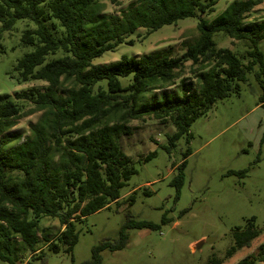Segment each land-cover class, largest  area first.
Returning <instances> with one entry per match:
<instances>
[{
    "label": "trees",
    "instance_id": "trees-1",
    "mask_svg": "<svg viewBox=\"0 0 264 264\" xmlns=\"http://www.w3.org/2000/svg\"><path fill=\"white\" fill-rule=\"evenodd\" d=\"M219 0H135L119 15L102 13L97 0H0V22L9 29L14 21L34 22L21 41L35 49L16 65L20 82L40 80L42 89L29 88L13 98L0 95V260L24 264L43 255L46 244L60 240L70 251L77 241V222L115 202L120 205V189L134 170L120 147L124 123L149 117L159 124L168 120L176 132L169 137L172 147L198 115L232 93L246 75H254L263 86L264 57L257 44L264 38V24L246 21L263 0L230 3L217 17L203 16L215 11ZM197 17L198 38L180 56L139 58L122 56L118 61L94 65L105 52L114 50L138 30L149 35L163 26ZM48 22L50 24L48 25ZM223 33L233 41H247L249 49L236 55L217 48L213 37ZM133 43L129 42V45ZM190 62L200 86L181 96L162 95L142 110L140 97L148 90L174 84L175 73ZM121 79H126L124 83ZM71 82L72 87L63 89ZM264 102V101H262ZM42 113L30 125L32 135L22 142L17 136L1 137L22 117ZM152 154H148V160ZM183 161L176 168L170 185L179 192L183 180ZM245 170L237 172L243 176ZM233 174V172H230ZM133 193L124 202H133ZM186 210H183L185 212ZM40 217L58 220L62 228L41 242L36 222ZM169 220L163 216L160 225ZM149 221H134L129 215L113 242L103 240L91 249L81 264H102L105 251L115 252L127 245L129 230L160 228ZM261 231L250 218L243 229H235L233 241L221 258L206 264H223L238 250L249 247ZM42 244V247H39ZM264 264V245L258 255L237 264Z\"/></svg>",
    "mask_w": 264,
    "mask_h": 264
},
{
    "label": "rangeland",
    "instance_id": "rangeland-1",
    "mask_svg": "<svg viewBox=\"0 0 264 264\" xmlns=\"http://www.w3.org/2000/svg\"><path fill=\"white\" fill-rule=\"evenodd\" d=\"M51 1L46 0L41 7L46 8ZM133 1L97 0L102 13L117 16L120 9ZM234 1L243 0H219L215 11L203 17L212 20ZM256 20L264 24V0L246 18L248 22ZM196 24L197 17H194L163 26L149 35L140 29L92 63L108 64L122 56H180L198 38ZM34 29V22L28 19L14 21L9 29H4L0 22V95L13 98L29 88L45 86L40 80L20 82L16 70L18 61L37 46L21 41L25 31ZM213 40L217 48H227L236 55L250 46L247 41H233L223 33L216 34ZM257 47L264 57V38ZM257 70L258 67H254V72L246 75V81L239 83L238 93L216 100L204 115H198L189 128L190 138L183 134L172 147L169 137L176 129L169 120L159 124L142 117L124 123L121 130L127 134L121 135L119 143L134 173L120 189V205L112 202L77 222L78 237L70 251L66 244L57 240L56 245L48 243L43 247L41 257L24 264H81L90 258L93 246L103 240H116L127 215L134 221L159 225L163 216L169 221L155 231L129 230L125 248L103 252L102 264H206L211 258L223 257L232 244L235 229H243L250 218H254L260 235L223 264H237L258 255L264 245V76L261 86L254 75ZM195 71H198L197 66L184 63L176 71L173 85L148 90L140 97L137 109L142 110L153 100L160 102L162 95L180 97L185 87H189L190 92L198 91L200 82L193 76ZM70 87L71 82L63 84V89ZM41 114L22 117L1 137L17 136L18 142L30 138V125L38 123ZM148 154L152 156L145 160ZM183 161L184 180L177 192L170 181ZM243 170V176L236 174ZM132 193L133 202H124ZM183 210L186 211L182 213ZM36 227L42 232L38 233L40 242L62 229L52 217H40ZM205 239L212 241L194 249ZM0 264L8 263L0 260Z\"/></svg>",
    "mask_w": 264,
    "mask_h": 264
},
{
    "label": "water",
    "instance_id": "water-1",
    "mask_svg": "<svg viewBox=\"0 0 264 264\" xmlns=\"http://www.w3.org/2000/svg\"><path fill=\"white\" fill-rule=\"evenodd\" d=\"M211 241V239L201 240L195 245L194 249H199L204 243H210Z\"/></svg>",
    "mask_w": 264,
    "mask_h": 264
}]
</instances>
